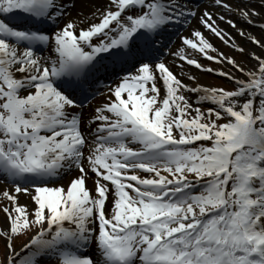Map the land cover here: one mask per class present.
Returning a JSON list of instances; mask_svg holds the SVG:
<instances>
[{"label": "snow or ice", "instance_id": "snow-or-ice-1", "mask_svg": "<svg viewBox=\"0 0 264 264\" xmlns=\"http://www.w3.org/2000/svg\"><path fill=\"white\" fill-rule=\"evenodd\" d=\"M212 2L261 49L250 67L209 55L199 30L163 45L192 18L233 40L188 0H104L89 13L77 0H0V264H264V0ZM232 16L259 20L262 37ZM185 46L238 72L218 73L232 88L174 73L162 52L216 71Z\"/></svg>", "mask_w": 264, "mask_h": 264}, {"label": "bare ground", "instance_id": "bare-ground-1", "mask_svg": "<svg viewBox=\"0 0 264 264\" xmlns=\"http://www.w3.org/2000/svg\"><path fill=\"white\" fill-rule=\"evenodd\" d=\"M227 3L231 4V5H237V4H242V3H247L248 0H226ZM104 3V0H77V7H82L83 10H84V13H89L90 9L88 7H86L85 5H90V4H96L97 6H99L100 4ZM207 6V10L209 12H212L214 13V19H216V23L217 25H219L220 28L224 29L226 32L230 33V35L233 37V40L235 42L237 41H245L242 37H240L236 31L232 28H230L226 23L222 22L219 20V15H225L226 17L231 15L229 13H227L222 7H217V6H214L213 5V2L212 0L208 1V4L206 5ZM205 8V5L204 7H202L201 9H199L197 11V16H199L201 14V11ZM77 9L76 8H73L72 10H70V13L69 15L71 16H74L75 13H76ZM66 19L68 17H65ZM232 18L234 20H236L237 22V27H242L245 29L246 32L248 33H251L252 35L256 34V30L258 27V24L260 23L259 20H257V24L256 25H246V24H241L240 21L237 19V17L235 16H232ZM89 22H91V19L89 20ZM195 29V30H199V31H203L204 27L198 22L197 19L194 18L193 21H191V24H190V27L184 32V36H188V37H191V31ZM260 33V36L262 37V33L261 32H258ZM202 34H209V33H206V32H202ZM207 38V37H206ZM210 42H212V44L214 45V40H211V38H207ZM246 42V46H247V52L250 53V52H255L257 55H261L262 54V51L261 49L256 46V45H253L251 44L250 42ZM179 43H181V40H179ZM177 48L175 47L172 51L176 50ZM185 51L187 54L191 55L194 54V52L191 50V49H188L186 46H185ZM248 60L247 61H244V62H241L242 64L244 65H247V66H251L252 63H254V61H252L250 59V55L248 56ZM166 62L168 63V65L172 68V70L174 71V73H176L177 75H179V71L177 69V65H184L183 67V72L184 73H191L192 75H194L196 78H197V82H199L201 85H204V86H210L206 80L203 78V73L202 71L196 69L194 66H191V65H187L184 61H179L177 58L175 57H172L170 54L168 55V58L166 59ZM226 64V62H224ZM226 68H227V71H231V72H235L234 69H232L230 67V65H227L226 64ZM236 75H240L238 72H235ZM180 78L182 80H184L185 82L189 83V84H192L194 83L193 81H189L187 79V75H184V76H180ZM189 95H192V94H189ZM104 100V97L101 96L94 104L95 106L100 104L102 101ZM89 187H91L90 184H88ZM2 188L4 187H0V190H3ZM26 197V196H25ZM25 197H23L21 200L19 199V203L20 204H25V205H28L29 209H31L32 207V204H30L29 200L30 199H26ZM5 224V215H2L1 216V224H0V230L3 229V226Z\"/></svg>", "mask_w": 264, "mask_h": 264}, {"label": "rangeland", "instance_id": "rangeland-1", "mask_svg": "<svg viewBox=\"0 0 264 264\" xmlns=\"http://www.w3.org/2000/svg\"><path fill=\"white\" fill-rule=\"evenodd\" d=\"M72 10V9H71ZM226 11V10H225ZM201 32H206L209 34H204L205 37L207 38H211V40H214V47L217 49L216 52H212L209 50V55H213V56H217L218 53H223L227 56H231L233 57L236 61L238 62H244L248 60V52H247V46H246V42L241 40V41H237L235 42L234 40L229 41L228 44H225L224 42H222L219 38H217L216 36H214L213 34H211L207 29H203V31ZM256 34H254V36L257 39H260V33L261 32L259 28H257L256 30ZM212 43V42H211ZM234 45H240L245 49V53L246 54H241L240 52H238L236 50V47ZM180 46L177 45V49ZM193 58H196L198 60V62L200 64H202L205 68H212L215 69L216 71L214 72H206L203 71V78L206 80V82L210 85V86H214V87H222L224 89H228L230 90L233 86V81H230L227 77H223L218 75V73L220 71H227L226 68V64L224 62L222 63H217L215 61H209L205 58H203L202 56H200L198 53H194L192 54ZM231 67V66H230ZM209 105H205V107H207ZM93 107H90L89 111L92 109ZM18 195V202L19 199L21 200L23 197H25L22 194H17ZM26 199H29L27 196L25 197ZM30 201V200H29ZM9 202L4 200L3 198H0V204H8ZM31 204V202H29ZM5 215L3 213V211H0V224H1V216ZM25 240L24 236H21L19 239L14 241V246L19 248V246L21 245V242ZM4 259V246L2 243H0V262H2Z\"/></svg>", "mask_w": 264, "mask_h": 264}]
</instances>
